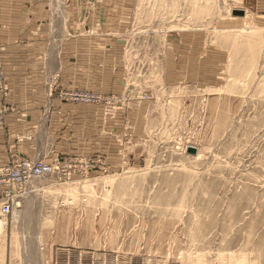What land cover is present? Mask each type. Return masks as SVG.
I'll use <instances>...</instances> for the list:
<instances>
[{"label":"rangeland","instance_id":"obj_1","mask_svg":"<svg viewBox=\"0 0 264 264\" xmlns=\"http://www.w3.org/2000/svg\"><path fill=\"white\" fill-rule=\"evenodd\" d=\"M41 1L49 18L35 31L43 25L55 53L72 0ZM88 4L92 34L84 25L77 36H93V53L61 68L86 59L90 86L56 70L45 87L100 110L90 152L57 156L52 174L14 185L0 264H264V0ZM4 75L0 127L14 110Z\"/></svg>","mask_w":264,"mask_h":264},{"label":"crops","instance_id":"obj_2","mask_svg":"<svg viewBox=\"0 0 264 264\" xmlns=\"http://www.w3.org/2000/svg\"><path fill=\"white\" fill-rule=\"evenodd\" d=\"M89 1L72 0L64 6L66 17L58 24L61 31H57L53 38L56 49L53 53V47L49 44L51 39L46 36L43 25L39 32L35 31L40 23L45 24L49 18L45 3L41 0H0V43L4 45V51L0 53L1 57H5L0 71L5 74L4 82L8 87L5 100L14 108L7 112L4 126L0 127V166L8 164L13 157L43 158L48 162L67 154H89L88 134L93 127L89 128L88 122L96 120L100 110L91 105L49 98L45 87L47 74L56 70L66 73L64 82L66 79L75 80L71 76L74 73L79 80L78 85L90 86L87 80L91 72L84 67L87 60L82 59L79 67L70 64L74 56L84 57L93 53L94 47L90 43L93 36H77L78 30L85 28L86 33L82 34H92L88 32V23L84 21L90 13L87 7ZM69 32L76 37H70ZM79 41L80 44H87L84 52L82 47V50L79 49ZM61 53L63 59H57L59 64L56 65L59 69L52 68L49 64V60H53L51 55L58 56ZM66 56H69V67L62 70ZM2 97L0 90V104L4 99ZM47 105H51L48 111ZM67 121L71 122L69 129ZM76 121L81 122L77 124ZM68 134H72V138L64 139ZM96 259L98 263L106 262L105 257ZM93 260L88 257L56 256L53 264H92Z\"/></svg>","mask_w":264,"mask_h":264},{"label":"built area","instance_id":"obj_3","mask_svg":"<svg viewBox=\"0 0 264 264\" xmlns=\"http://www.w3.org/2000/svg\"><path fill=\"white\" fill-rule=\"evenodd\" d=\"M54 171L53 163L41 159H23L14 162V164L0 166V188L3 189L4 194L0 203L1 214L10 213L14 185L25 183L32 178L48 176Z\"/></svg>","mask_w":264,"mask_h":264},{"label":"water","instance_id":"obj_4","mask_svg":"<svg viewBox=\"0 0 264 264\" xmlns=\"http://www.w3.org/2000/svg\"><path fill=\"white\" fill-rule=\"evenodd\" d=\"M187 151H188L189 153H191V154H195V153H196V149H195L194 147H189V148L187 149Z\"/></svg>","mask_w":264,"mask_h":264}]
</instances>
